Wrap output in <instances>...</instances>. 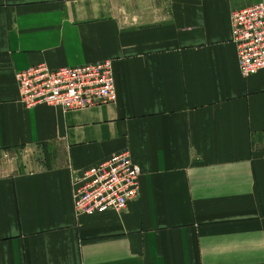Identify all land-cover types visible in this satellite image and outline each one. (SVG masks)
Here are the masks:
<instances>
[{
  "label": "crops",
  "instance_id": "1",
  "mask_svg": "<svg viewBox=\"0 0 264 264\" xmlns=\"http://www.w3.org/2000/svg\"><path fill=\"white\" fill-rule=\"evenodd\" d=\"M259 1L0 0V264H264V69L230 34ZM103 59L113 103L18 100L16 72ZM123 149L136 198L77 215L73 173Z\"/></svg>",
  "mask_w": 264,
  "mask_h": 264
},
{
  "label": "built area",
  "instance_id": "2",
  "mask_svg": "<svg viewBox=\"0 0 264 264\" xmlns=\"http://www.w3.org/2000/svg\"><path fill=\"white\" fill-rule=\"evenodd\" d=\"M231 41L243 76L264 69V0L230 13ZM110 59L51 68L46 63L15 73L19 102L27 108L44 104L63 111L85 109L116 100ZM141 172L128 149H123L71 178L77 215L121 212L136 198Z\"/></svg>",
  "mask_w": 264,
  "mask_h": 264
},
{
  "label": "rangeland",
  "instance_id": "3",
  "mask_svg": "<svg viewBox=\"0 0 264 264\" xmlns=\"http://www.w3.org/2000/svg\"><path fill=\"white\" fill-rule=\"evenodd\" d=\"M5 157H7V156H5Z\"/></svg>",
  "mask_w": 264,
  "mask_h": 264
}]
</instances>
